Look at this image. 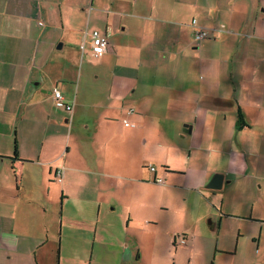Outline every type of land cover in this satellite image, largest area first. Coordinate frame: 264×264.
<instances>
[{
  "label": "crops",
  "instance_id": "obj_1",
  "mask_svg": "<svg viewBox=\"0 0 264 264\" xmlns=\"http://www.w3.org/2000/svg\"><path fill=\"white\" fill-rule=\"evenodd\" d=\"M92 29L110 43L98 58L79 49ZM217 172L211 215L264 264V0H0V264L54 254V190L92 253L100 220L114 240L150 223L152 184L185 239L181 193Z\"/></svg>",
  "mask_w": 264,
  "mask_h": 264
},
{
  "label": "rangeland",
  "instance_id": "obj_2",
  "mask_svg": "<svg viewBox=\"0 0 264 264\" xmlns=\"http://www.w3.org/2000/svg\"><path fill=\"white\" fill-rule=\"evenodd\" d=\"M56 184L60 185L58 181ZM149 187L152 199H155L150 205V223L142 225L144 219L134 218L126 229L125 245L121 240L123 235L117 237L111 231V237L116 236V240L102 235L103 223L100 220L98 228L101 233L95 238L96 250L93 253L87 248V244L90 247L93 243L92 236L87 242L86 234L83 236L76 219L67 221L62 210L59 215L60 197L54 190V199L58 198V201L50 210V218L54 220L51 239L54 240L55 252L51 257L46 255L45 264H260L256 242L245 241L244 238L236 241V230L231 225L219 224L217 216L211 215L215 211L211 200H216L211 189L205 188L200 194L192 191L181 193V198H185L182 222L185 228L193 231L190 235H184L182 243L179 237L182 236L183 227H179L174 243V236L170 232L173 231L171 225L175 221V208L164 207L166 209L162 210L167 202L162 205L160 191L153 184ZM168 197L170 205H175L179 193L173 192ZM186 210L190 211L189 219L185 218ZM104 225L107 229L108 225ZM92 227L90 224L89 230ZM60 244L61 252L57 255L56 247Z\"/></svg>",
  "mask_w": 264,
  "mask_h": 264
},
{
  "label": "built area",
  "instance_id": "obj_3",
  "mask_svg": "<svg viewBox=\"0 0 264 264\" xmlns=\"http://www.w3.org/2000/svg\"><path fill=\"white\" fill-rule=\"evenodd\" d=\"M192 25H193V36L194 39L197 41H200L203 38H206L210 35V31L208 28L203 27L199 25L195 19L192 20ZM89 42V50L90 53L93 57H100L102 56L108 49L110 43L108 38L101 34L99 30L97 29H92L90 31H84V39L83 41L79 44V49L81 51L85 50V42ZM52 96H53V102L55 106L57 107H62L65 108L68 111H71L72 109V103L66 102L65 98L59 88H54L52 91ZM123 124L125 126H130L133 127L135 126L134 122H130L128 119H123ZM149 169L151 171L155 170V167L153 165H149ZM62 174H63V166H58L55 169V179L57 181H61L62 179ZM155 180L157 182H162L161 177H156ZM180 242H184V239H181Z\"/></svg>",
  "mask_w": 264,
  "mask_h": 264
},
{
  "label": "water",
  "instance_id": "obj_4",
  "mask_svg": "<svg viewBox=\"0 0 264 264\" xmlns=\"http://www.w3.org/2000/svg\"><path fill=\"white\" fill-rule=\"evenodd\" d=\"M224 181V174L221 172L214 173L212 178L206 183L207 189L216 190L221 188Z\"/></svg>",
  "mask_w": 264,
  "mask_h": 264
},
{
  "label": "trees",
  "instance_id": "obj_5",
  "mask_svg": "<svg viewBox=\"0 0 264 264\" xmlns=\"http://www.w3.org/2000/svg\"><path fill=\"white\" fill-rule=\"evenodd\" d=\"M243 125H245V122L243 121V119H242V115L239 113L238 114V118H237V126L238 127H241V126H243ZM155 178L156 177H154V182H156V183H161V182H157L156 180H155ZM174 243H176V241L174 240Z\"/></svg>",
  "mask_w": 264,
  "mask_h": 264
}]
</instances>
